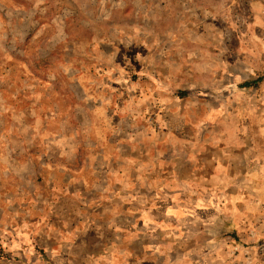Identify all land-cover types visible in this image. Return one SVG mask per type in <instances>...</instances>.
Here are the masks:
<instances>
[{"label":"rangeland","instance_id":"obj_1","mask_svg":"<svg viewBox=\"0 0 264 264\" xmlns=\"http://www.w3.org/2000/svg\"><path fill=\"white\" fill-rule=\"evenodd\" d=\"M0 264H264V0H0Z\"/></svg>","mask_w":264,"mask_h":264},{"label":"trees","instance_id":"obj_2","mask_svg":"<svg viewBox=\"0 0 264 264\" xmlns=\"http://www.w3.org/2000/svg\"><path fill=\"white\" fill-rule=\"evenodd\" d=\"M259 80H260V78H259ZM247 83L250 84L251 83V80L248 81ZM180 94L183 95V94H185V92H180Z\"/></svg>","mask_w":264,"mask_h":264}]
</instances>
